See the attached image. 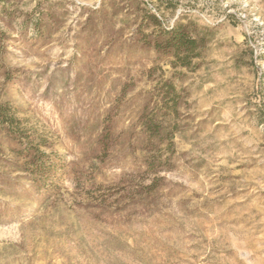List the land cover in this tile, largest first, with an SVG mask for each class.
Masks as SVG:
<instances>
[{"label":"rangeland","instance_id":"obj_1","mask_svg":"<svg viewBox=\"0 0 264 264\" xmlns=\"http://www.w3.org/2000/svg\"><path fill=\"white\" fill-rule=\"evenodd\" d=\"M0 264H264V0H0Z\"/></svg>","mask_w":264,"mask_h":264},{"label":"trees","instance_id":"obj_2","mask_svg":"<svg viewBox=\"0 0 264 264\" xmlns=\"http://www.w3.org/2000/svg\"><path fill=\"white\" fill-rule=\"evenodd\" d=\"M147 25L152 30L144 36L145 43L160 59L168 61L172 68L181 67L189 70L195 68L193 60L199 57L200 50L206 42L203 34L192 28L190 23L182 24L179 21H175L171 27H163L154 15L148 16ZM165 87L169 95L174 94V87L170 82H165ZM143 126L149 136L159 133L156 126L146 122Z\"/></svg>","mask_w":264,"mask_h":264}]
</instances>
